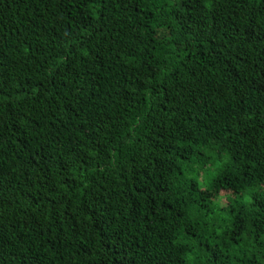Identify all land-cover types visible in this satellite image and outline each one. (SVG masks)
<instances>
[{"label":"trees","instance_id":"obj_1","mask_svg":"<svg viewBox=\"0 0 264 264\" xmlns=\"http://www.w3.org/2000/svg\"><path fill=\"white\" fill-rule=\"evenodd\" d=\"M0 264H264V0H0Z\"/></svg>","mask_w":264,"mask_h":264}]
</instances>
